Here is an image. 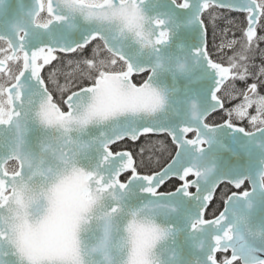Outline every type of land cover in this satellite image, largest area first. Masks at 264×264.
<instances>
[{"label": "snow or ice", "instance_id": "obj_1", "mask_svg": "<svg viewBox=\"0 0 264 264\" xmlns=\"http://www.w3.org/2000/svg\"><path fill=\"white\" fill-rule=\"evenodd\" d=\"M262 45L264 0H0V264H264L207 155L264 137Z\"/></svg>", "mask_w": 264, "mask_h": 264}, {"label": "water", "instance_id": "obj_2", "mask_svg": "<svg viewBox=\"0 0 264 264\" xmlns=\"http://www.w3.org/2000/svg\"><path fill=\"white\" fill-rule=\"evenodd\" d=\"M23 2L25 4L28 0ZM217 140L218 143L212 146L207 155L214 160L221 173L251 178L250 189L254 186L257 188L256 195L251 198L254 204L252 220L255 223H264V194L259 190L260 176L264 174V148L259 145L264 142V137L249 138L225 131L218 135ZM181 243L183 244V238Z\"/></svg>", "mask_w": 264, "mask_h": 264}, {"label": "trees", "instance_id": "obj_3", "mask_svg": "<svg viewBox=\"0 0 264 264\" xmlns=\"http://www.w3.org/2000/svg\"><path fill=\"white\" fill-rule=\"evenodd\" d=\"M236 18H242V14H237V17ZM264 46V45H262ZM137 83H139L140 81L139 80H136ZM156 139H160V140H163V137H153V140H156ZM139 143V142H138ZM151 147V146H150ZM152 151H154L157 156H159V145H156L155 148L152 149ZM173 183H175V181H173ZM223 191H226V189H223ZM219 199H217L215 201V203L212 204V206H216L218 203H219ZM221 202V201H220ZM222 203V202H221Z\"/></svg>", "mask_w": 264, "mask_h": 264}, {"label": "flooded vegetation", "instance_id": "obj_4", "mask_svg": "<svg viewBox=\"0 0 264 264\" xmlns=\"http://www.w3.org/2000/svg\"><path fill=\"white\" fill-rule=\"evenodd\" d=\"M30 4V0H28L27 3H25V5ZM135 83H137L136 81H134ZM249 185V184H248ZM246 185V187L249 188V186ZM217 210H222V203L219 201V203L216 206H210L209 210H208V214L211 215L212 213L217 212Z\"/></svg>", "mask_w": 264, "mask_h": 264}, {"label": "clouds", "instance_id": "obj_5", "mask_svg": "<svg viewBox=\"0 0 264 264\" xmlns=\"http://www.w3.org/2000/svg\"><path fill=\"white\" fill-rule=\"evenodd\" d=\"M157 256H159V252H157Z\"/></svg>", "mask_w": 264, "mask_h": 264}, {"label": "rangeland", "instance_id": "obj_6", "mask_svg": "<svg viewBox=\"0 0 264 264\" xmlns=\"http://www.w3.org/2000/svg\"><path fill=\"white\" fill-rule=\"evenodd\" d=\"M237 19H240V18H237Z\"/></svg>", "mask_w": 264, "mask_h": 264}]
</instances>
